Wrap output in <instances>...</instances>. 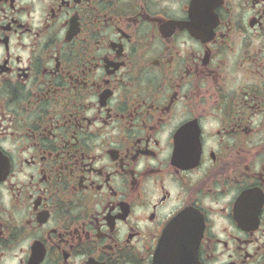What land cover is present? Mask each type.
<instances>
[{"label": "flooded vegetation", "instance_id": "flooded-vegetation-1", "mask_svg": "<svg viewBox=\"0 0 264 264\" xmlns=\"http://www.w3.org/2000/svg\"><path fill=\"white\" fill-rule=\"evenodd\" d=\"M264 264V0H0V264Z\"/></svg>", "mask_w": 264, "mask_h": 264}, {"label": "water", "instance_id": "water-1", "mask_svg": "<svg viewBox=\"0 0 264 264\" xmlns=\"http://www.w3.org/2000/svg\"><path fill=\"white\" fill-rule=\"evenodd\" d=\"M169 238L165 236L158 248L155 258V264H190L189 261H184L180 255L178 248H175L170 242Z\"/></svg>", "mask_w": 264, "mask_h": 264}]
</instances>
